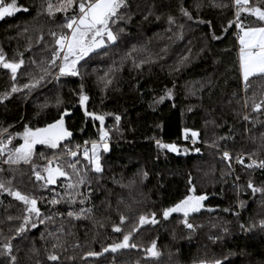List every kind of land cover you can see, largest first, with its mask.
<instances>
[{"label":"trees","instance_id":"obj_1","mask_svg":"<svg viewBox=\"0 0 264 264\" xmlns=\"http://www.w3.org/2000/svg\"><path fill=\"white\" fill-rule=\"evenodd\" d=\"M18 3L30 11L0 20V51L8 60H18L22 54L25 64L15 82L6 69L0 68V96L9 93L0 101V129H7L5 135L22 133L25 126L44 128L63 115L64 127L72 133L70 141L63 143L83 147L85 141L98 140L99 121L86 116L87 111L105 116L110 140L109 151L101 154L102 173L89 171L90 184L87 188L81 186V192L90 191L89 199L84 205L72 206L77 210L90 207V217H57L54 224L46 222L23 234V238L11 239L17 264H54L46 260L48 252L53 251L60 256L58 264H198L215 259L223 264H264V228L260 227L264 196H253L246 187L248 181L264 187V169L244 166L253 159L264 160V109L259 113L252 110L253 101L264 99V79L251 77L245 90L239 70L240 33L234 24L227 27L235 20L233 0H127V9L121 12L130 14L131 19L116 25L124 31L106 55L90 57L87 63L81 61L84 67L78 66L79 76L57 80L53 70L40 86L31 89L22 86L47 67L54 47L49 32L62 31L58 25L64 13L51 18L46 14L37 16L44 0ZM250 4L264 7V0H250ZM181 7L191 13L193 20L180 14ZM169 15L176 21L171 31H167ZM197 19L210 21L211 27L197 23ZM240 20L245 27L259 23L244 12ZM178 25H183L182 34ZM213 34L221 38L213 39ZM41 35L43 39L38 43ZM185 56L187 60L180 63ZM133 59L139 67L133 66ZM107 79L111 84L105 87ZM13 83L20 89L16 93L10 92ZM169 89L172 98L160 102V96ZM81 92L89 98L84 106L79 103ZM116 115L121 118L119 123ZM245 115L248 121L243 119ZM185 129L198 133L195 144L190 137L185 139ZM156 140L188 149V158L170 155L167 149L157 146ZM22 142L17 136L9 147ZM224 151L229 153L230 161L222 159ZM59 153L60 149L36 145L30 164L21 163L11 169L0 159V168L4 169L0 176L11 178L12 186L22 193L34 195L43 214L66 212L67 204L48 203L53 198V187L55 192L63 193V178L56 186L42 188L32 173V165L43 166ZM241 154L244 164L236 159ZM68 159L63 157L59 162L66 164ZM201 169L214 173L212 184L218 185L209 187L200 177ZM190 187L195 188L194 193L189 192ZM189 194L208 197L203 202L205 209L189 216V221L199 226L192 232L180 222L179 213L168 220L162 218L163 209ZM226 208L229 211H223ZM21 209L20 202L0 194V244L14 236V228L21 222L8 221L7 216H22ZM152 213L159 223L138 225L140 215ZM121 215L126 217L123 224ZM62 221L63 247L53 249L54 241L45 227L53 231ZM114 226L121 227V232H114ZM41 232H45L43 240ZM129 232L130 242L138 248L102 251ZM153 241L160 256L146 259L143 250ZM90 251L102 254L87 256Z\"/></svg>","mask_w":264,"mask_h":264},{"label":"snow or ice","instance_id":"obj_2","mask_svg":"<svg viewBox=\"0 0 264 264\" xmlns=\"http://www.w3.org/2000/svg\"><path fill=\"white\" fill-rule=\"evenodd\" d=\"M236 7L235 20L229 21L227 27H232L239 30V70L242 74L245 90L248 88V81L251 77H257L264 79V7L259 5H251L250 0H233ZM218 6V5H217ZM127 0H44L40 8L37 10L36 15L46 14L47 16L54 17L56 13H64L62 22L58 25L62 29L59 33L50 31L54 47L51 52L50 59L47 60V67L41 69V75L39 77H33L28 83H25L22 87L25 89L36 88L40 86L42 80L46 75H52L55 70L54 78L59 80L61 76H79V68L84 67L81 61L87 63L88 58H95L96 56L106 55L107 51L117 44L120 33L124 31L123 27H116L121 21L127 23V20L131 19V15L126 12H121V9H127ZM195 7L199 9L200 5L196 4ZM30 9L25 6H21L18 0H0V20H4L6 17H13L19 12L28 13ZM71 11V15H68ZM247 13L251 17L258 21L257 26L245 27L240 20L241 13ZM151 14V13H149ZM180 14L187 20H193L191 13L184 7L180 8ZM127 17V19H126ZM147 19V16H145ZM159 19V17H157ZM197 23H207L211 27L210 21L196 20ZM169 28L167 31L172 30V26L176 24L175 17L169 15L167 18ZM178 29L182 34L183 25H178ZM27 30V28H25ZM227 31V28H225ZM213 39H220L221 37L213 34ZM43 39V35L38 37L37 42ZM31 45H29V50ZM103 50V51H101ZM135 49H133L134 51ZM131 56V52L127 53ZM187 60V56L183 57L180 63ZM59 62V63H58ZM35 64V61H31ZM41 63H45L42 61ZM134 67L140 65L136 63L135 59L132 60ZM143 63V61L141 62ZM25 60L23 55L20 54L18 60H8L4 53L0 51V68L6 69L11 74L13 82L17 80L18 71L24 66ZM179 67V66H178ZM107 75V74H106ZM105 87L111 84V80L104 81ZM82 87V86H81ZM20 89L13 83L10 88L11 93H16ZM8 92H5L3 96H0V101L7 98ZM165 98H172V90H167L164 95L160 96L159 101L162 102ZM88 96L80 93L79 103L81 106L85 105L88 100ZM247 106V101H245ZM264 109V99L259 103L253 101L252 110L254 112H261ZM86 116H90L92 120L99 121L98 140L91 141V146L88 147V141H85L84 146L63 143L64 141H70L72 133L64 127L63 115L56 122L47 125L44 128H29L24 127L22 133L7 134V129H0V159L4 165H8L9 169L13 166L23 164H30L34 156V148L36 145H43L48 149L56 150L60 149L59 154H54L51 159H47L43 166L32 165V173L36 182H41L40 187L47 188L48 186H56L60 178V186L63 188V193L55 192L54 187L53 198L48 201L50 205H57L61 202L67 204L69 207L66 212H51L43 214L41 209L37 206L38 199L28 193H22L20 190L12 186L11 178H4L0 176V194H7L13 200L20 202L22 205V216L13 217L7 216L8 221L13 219L20 220L19 225L14 228V236L6 239V241L0 244V264H17V256L14 254L13 244L11 239L19 236L23 238V234L31 229L37 228L39 225H46V222L55 223L57 217H64L79 220L81 218H88L92 213L90 207H80L78 210L73 208V205L77 203L84 205L90 197V191L85 193L81 192V186H87L90 181L87 179V173L89 171L95 173H102L103 167L101 164V151H109V131L105 129V116L102 114L85 112ZM120 116H115L116 123H119ZM245 121L249 120V116L243 117ZM188 129H185V139H188ZM19 137L23 142L18 146H12L14 138ZM198 133L191 132V141L193 144L197 142ZM156 144L160 148L167 149L170 152L180 153V149L175 144H164L160 140H156ZM194 151L200 152L199 148H195ZM187 153L188 149H184ZM63 157H68L66 164H61L59 161ZM222 159L224 161H230V157L227 151L222 153ZM237 162L244 164L243 157H237ZM84 161L86 163H81ZM80 165V167H78ZM246 168H261L264 169V160L257 161L251 160L250 163L244 165ZM230 167V164H229ZM4 169L0 168V172ZM147 176V173H143ZM75 177V179H73ZM239 179V177H237ZM191 184V180H189ZM246 187L251 189L253 196L256 193H260L264 196V187L254 186L251 181H248ZM190 193L195 192L194 187L189 188ZM208 197L206 195H193L189 194L185 196L175 205L162 210V218L168 220L173 213H179L182 215L180 221L186 229L190 232L195 231L198 225H194L189 221L190 214L199 213L202 209H205L204 201ZM240 206L243 207V201L240 202ZM207 211L211 212L213 209L207 208ZM227 212L229 209H224ZM126 217L120 216V223L123 224ZM159 221L156 219V214L152 213L151 216L140 215L138 217V225L143 226L145 224H156ZM260 227L264 228V221L260 222ZM244 229V226L241 225ZM12 230V229H10ZM136 229L134 228L133 231ZM246 230V229H245ZM114 232H121V227L114 226ZM47 236L51 237L54 241L52 248L63 247L60 240L64 236V225L61 222L60 227L53 231H48L45 227ZM45 232L40 233L41 239H45ZM70 234V233H69ZM132 233L129 232L122 236V239L118 242H114L111 245L104 247L103 252L116 253L121 249H136L138 245L131 241ZM78 247V245H75ZM33 251H36L33 249ZM47 251V249H45ZM145 258L158 259L160 252L157 249L155 241L151 243L149 247L143 250ZM102 253L88 252L86 255L90 257H97ZM46 260L58 264L60 256L55 252H48ZM198 264H223L221 259H215L213 261H199Z\"/></svg>","mask_w":264,"mask_h":264},{"label":"rangeland","instance_id":"obj_3","mask_svg":"<svg viewBox=\"0 0 264 264\" xmlns=\"http://www.w3.org/2000/svg\"><path fill=\"white\" fill-rule=\"evenodd\" d=\"M238 42H239V40H238ZM239 48H240V45H239ZM242 75V74H241ZM243 80V79H242ZM88 105V104H87ZM188 136L189 137H191V133H188ZM190 139V138H189ZM197 139H198V137H197ZM91 146V143L89 142L88 143V147H90ZM101 154H102V151H101ZM100 154V155H101ZM242 156V154L239 156V157H241ZM203 169H201V174H200V177H201V179L202 180H204V181H206V184L209 186V187H211V184H212V178H213V176H214V173H212V172H207V171H202ZM211 179V180H210ZM216 185H218V183H213L212 184V187L213 186H216Z\"/></svg>","mask_w":264,"mask_h":264},{"label":"water","instance_id":"obj_4","mask_svg":"<svg viewBox=\"0 0 264 264\" xmlns=\"http://www.w3.org/2000/svg\"><path fill=\"white\" fill-rule=\"evenodd\" d=\"M178 148L180 149V153L179 154H177L176 152H170V151H168V153L170 155H173V156L177 157V158H188L189 153L188 152L187 153L184 152L185 148L179 147V146H178Z\"/></svg>","mask_w":264,"mask_h":264}]
</instances>
